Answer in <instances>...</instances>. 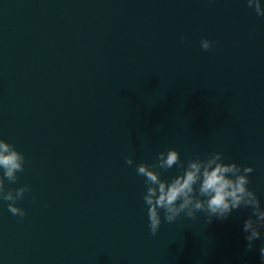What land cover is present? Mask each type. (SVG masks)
Listing matches in <instances>:
<instances>
[{
  "label": "water",
  "instance_id": "95a60500",
  "mask_svg": "<svg viewBox=\"0 0 264 264\" xmlns=\"http://www.w3.org/2000/svg\"><path fill=\"white\" fill-rule=\"evenodd\" d=\"M0 137L25 156L6 189H30L24 217L0 202V264H261L248 208L161 211L151 234L135 171L219 151L264 206V17L244 0H0Z\"/></svg>",
  "mask_w": 264,
  "mask_h": 264
},
{
  "label": "clouds",
  "instance_id": "9594fccd",
  "mask_svg": "<svg viewBox=\"0 0 264 264\" xmlns=\"http://www.w3.org/2000/svg\"><path fill=\"white\" fill-rule=\"evenodd\" d=\"M258 17H264V0H244ZM183 39V37H181ZM199 46L203 50L212 47V42L201 38ZM125 163L133 164L132 158L125 157ZM25 156L16 146L0 137V202L8 201L6 208L14 216L24 217L23 208L16 206L28 185L15 189L5 187V182L14 183L17 173L24 170ZM176 166L177 174L162 179L160 170ZM137 175L144 177L143 204L146 208L148 228L155 235L163 219L172 223L181 214L195 218L196 212H203L205 220L213 218L226 219L233 210L248 208L251 214L244 219L242 232L251 249L253 242L259 240V259L264 264V206L257 194L248 186L251 166L241 167L235 162H225L219 151L209 153L201 158L196 156L186 162L181 161L174 148H167L156 153L153 164L138 163L135 165Z\"/></svg>",
  "mask_w": 264,
  "mask_h": 264
}]
</instances>
